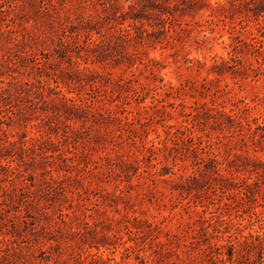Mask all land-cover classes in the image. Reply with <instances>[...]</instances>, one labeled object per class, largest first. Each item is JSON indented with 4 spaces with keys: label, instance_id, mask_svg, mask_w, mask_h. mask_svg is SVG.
<instances>
[{
    "label": "rangeland",
    "instance_id": "obj_1",
    "mask_svg": "<svg viewBox=\"0 0 264 264\" xmlns=\"http://www.w3.org/2000/svg\"><path fill=\"white\" fill-rule=\"evenodd\" d=\"M0 264H264V0H0Z\"/></svg>",
    "mask_w": 264,
    "mask_h": 264
}]
</instances>
